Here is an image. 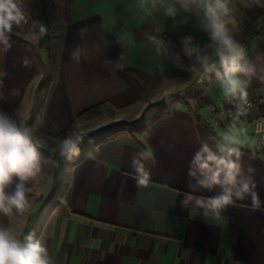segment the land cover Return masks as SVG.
I'll list each match as a JSON object with an SVG mask.
<instances>
[{
    "label": "crops",
    "instance_id": "1",
    "mask_svg": "<svg viewBox=\"0 0 264 264\" xmlns=\"http://www.w3.org/2000/svg\"><path fill=\"white\" fill-rule=\"evenodd\" d=\"M169 5L175 16L166 14ZM229 8L225 21L230 35L243 48L244 60L256 68L246 103L223 94L216 77L223 69L207 48L212 41L202 9L186 10L178 0H156L155 7L151 0H57L50 28V75L41 88L45 96L39 117L51 139L91 108L100 106V113L137 111L149 103L148 93L180 81L184 73L164 47L163 35L183 48V38L191 37L193 45L211 52L214 68L207 72L213 76L200 84L192 107L172 101L173 109L153 112L138 135L122 130L100 141L92 138L96 141H90L81 158L60 169L58 190L53 185L45 194L38 176L24 182L29 202L38 201L31 208L26 236L43 243L52 264H264V141L249 124L264 115V53L256 56L264 47V0H230ZM30 47V42L11 39L6 45L0 72L5 99L0 104L10 114L21 109L36 79ZM77 48L79 63L71 58ZM131 72L145 81L147 94L128 76ZM248 104L254 107L247 109ZM239 108L248 123L241 134L214 119L217 112ZM225 137L240 147V162L255 181L260 207L253 208L251 197L238 200L222 213V220L212 222L181 202L191 191L187 172L193 153L204 143L215 150ZM145 150L153 153L152 160L143 161L151 178L148 187L140 188L132 159ZM18 182L6 191L14 192ZM19 217L15 211L0 213V226L13 231Z\"/></svg>",
    "mask_w": 264,
    "mask_h": 264
},
{
    "label": "clouds",
    "instance_id": "2",
    "mask_svg": "<svg viewBox=\"0 0 264 264\" xmlns=\"http://www.w3.org/2000/svg\"><path fill=\"white\" fill-rule=\"evenodd\" d=\"M156 6V0H151ZM189 10L196 6L203 10L206 18V30L210 33L213 54L217 56L222 65V72L217 71L216 77L221 81L223 94L229 100L247 102V86L250 78L256 75L254 65L244 60L243 48L232 38L226 26L225 17L229 15L230 0H178ZM143 3V0H142ZM166 14L176 15L174 6L166 8ZM29 16L23 8V0H0V44L8 45L9 34L15 28L28 23ZM47 29L43 24L39 26L38 33L43 36ZM185 55L199 63L206 72H211L214 65L209 64V55L206 49L193 45L191 37H184L182 41ZM80 49L71 53V58L79 63ZM27 61H25V65ZM122 68V65H117ZM4 73H0L2 77ZM248 77L249 79H244ZM2 87V80H0ZM19 90L14 89L13 94ZM5 99L0 92V100ZM239 108L238 114H242ZM147 135V133H146ZM80 138L66 137L58 147L59 155L65 161H71L80 152ZM151 150L140 152L133 156L132 165L134 179L140 188L148 187L151 174L145 168L143 161L152 160ZM241 149L232 137H225L224 142L216 144L215 150L204 143L195 151L188 164L187 175L191 182V189L185 192L181 202L183 207L192 206L198 210L207 221L218 222L222 220V213L238 200L248 197L252 199L253 208L260 207L258 194L255 192V181L247 175L241 164ZM249 173L254 169L249 167ZM41 173L40 152L24 118L18 114H10L0 108V213L11 215L13 211L23 216L30 208L26 196L24 182L36 178ZM14 180L15 191H6ZM201 190L214 192L215 195H198ZM0 264H52L47 248L43 243L33 239L31 234L23 240L17 237L10 229L0 226Z\"/></svg>",
    "mask_w": 264,
    "mask_h": 264
},
{
    "label": "rangeland",
    "instance_id": "3",
    "mask_svg": "<svg viewBox=\"0 0 264 264\" xmlns=\"http://www.w3.org/2000/svg\"><path fill=\"white\" fill-rule=\"evenodd\" d=\"M30 3L31 14L29 17V30H13V32L9 34V39L31 43L30 50L36 62L37 76L26 94V99L21 109L14 113V115L18 114L24 118L39 149L40 160L44 166L43 175L39 181L41 184L40 188L44 190L43 192L45 194L48 188L50 189L53 185L56 190L59 189L58 182L62 175L60 169L67 163L81 158L86 148H88L89 143L92 144V142L96 141V139L93 140L94 138L100 141L107 138L112 133L122 130H128L132 134L138 135L143 128V121H147L153 112L162 113L171 111L174 107L172 106L173 102L189 104L192 107L194 103L196 104L200 95V84L206 82L213 76L212 73L208 74L199 63L192 65V58H190V64L192 66L191 73L184 74V77L180 81L172 85L167 84L163 86L162 89H157L148 93L147 98L149 99V103L144 105V107H136L135 110L137 109V111H106L99 113V115L89 120L80 121L75 124L67 136L51 139L44 134L39 123L40 112L45 96V91L41 88L47 85L50 75L46 53V39L49 33L47 26L48 22L45 20L46 15L44 12L46 0H30ZM41 24L45 26L47 32L43 36L33 35V30L38 33ZM0 45V72H2L4 63L3 54L5 53L6 45ZM209 54H211V52H209L208 55ZM66 137H72L73 139L80 138V152L71 161H65L59 155L58 147L60 142ZM55 196L56 195L48 197L46 202H51L52 199L56 198ZM37 202L38 201L32 198L29 202L30 208L28 211L17 219L19 224H17V227H14L12 232L21 240L24 239L27 233L31 208L35 207Z\"/></svg>",
    "mask_w": 264,
    "mask_h": 264
},
{
    "label": "trees",
    "instance_id": "4",
    "mask_svg": "<svg viewBox=\"0 0 264 264\" xmlns=\"http://www.w3.org/2000/svg\"><path fill=\"white\" fill-rule=\"evenodd\" d=\"M23 8H24V11L26 12V14H28V16L30 17V14H31L30 0H23ZM44 12L46 15L45 20H46V22H48L47 26H48V32L49 33H48V37L46 39V53H47V57H48V63L50 64L51 63L50 39L52 37V35L50 34V28H51L52 24L56 21L57 0H46ZM29 21L30 20L28 19L27 24L22 25L20 28H15L14 30H16V31H27V30H29V27H30ZM162 42H163L164 47L170 53H172L175 56L180 67L182 68L184 74H190L192 71V66L190 64V58L185 55L184 48L181 47L179 44H177L175 41H173L171 38H169L166 35L162 36ZM0 47H1V45H0ZM262 53H264V47H262L258 50V52L256 53V56L260 55ZM3 57H4V54H3ZM35 76H37V69L35 71ZM128 76L134 80V82L137 84V86L140 89V92L142 94L148 93L147 84L138 74L131 72V73H128ZM0 108H3L1 104H0ZM100 109H101V107L97 106V107L91 108V109L85 111L84 113H82L80 116H78L75 119L72 126L66 132L59 135L57 138L67 136L75 124H77L80 121L89 120V119L95 117L96 115H98L100 113ZM43 170H44V166L41 163V173H40V175H38V180H40V178L42 177Z\"/></svg>",
    "mask_w": 264,
    "mask_h": 264
},
{
    "label": "built area",
    "instance_id": "5",
    "mask_svg": "<svg viewBox=\"0 0 264 264\" xmlns=\"http://www.w3.org/2000/svg\"><path fill=\"white\" fill-rule=\"evenodd\" d=\"M253 104L246 105L247 109L253 108ZM239 109H229L224 112L215 113V121L220 124L228 127L230 130L234 131L236 134H241L245 131V126L248 123L242 118V114H238ZM239 118V123H233V120ZM231 122V123H229ZM250 127L252 128V133L255 137L259 138L261 141H264V115L256 117L253 121H251Z\"/></svg>",
    "mask_w": 264,
    "mask_h": 264
}]
</instances>
